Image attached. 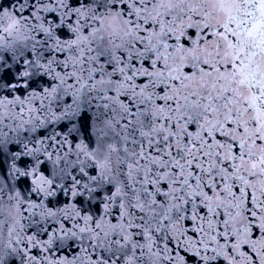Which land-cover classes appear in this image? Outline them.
I'll list each match as a JSON object with an SVG mask.
<instances>
[{
    "label": "snow or ice",
    "instance_id": "snow-or-ice-1",
    "mask_svg": "<svg viewBox=\"0 0 264 264\" xmlns=\"http://www.w3.org/2000/svg\"><path fill=\"white\" fill-rule=\"evenodd\" d=\"M0 264H264V0H0Z\"/></svg>",
    "mask_w": 264,
    "mask_h": 264
}]
</instances>
